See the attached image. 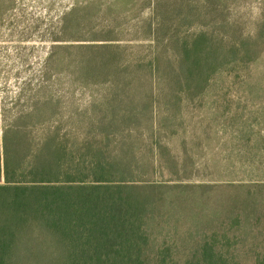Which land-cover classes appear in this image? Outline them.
I'll use <instances>...</instances> for the list:
<instances>
[{
    "label": "trees",
    "instance_id": "16d2710c",
    "mask_svg": "<svg viewBox=\"0 0 264 264\" xmlns=\"http://www.w3.org/2000/svg\"><path fill=\"white\" fill-rule=\"evenodd\" d=\"M229 1L154 0L148 17L135 26L140 39L131 40L149 43L144 63L121 59L122 50L117 44L121 40L101 38L57 45L63 54L82 56L77 66L78 82L88 76L103 75L107 84L113 83L115 92L96 128L107 134L77 141L61 137L56 134L57 129L51 131V127H46L45 133L35 136L32 133L37 128L29 127L23 114L3 129L0 135V264H240L234 261L229 249L240 236L246 235L242 217L245 206H251L255 213L260 208L257 198L264 197L261 130L251 131L240 125L239 142L244 150L238 158L230 159L231 164L239 166L217 165L200 170L186 150V140L181 143L170 177L175 184L190 183L186 187L189 208L194 203L192 199L201 198L207 190L228 189L237 193L219 230L205 235L183 263L172 261L168 248L157 250L152 263L145 262L152 251L148 215L161 185L135 179L130 163L135 162L136 154L129 151L131 141L114 139L113 133L131 123L133 114L140 117L135 118V123L139 126L143 123L145 106L135 102L129 88L140 83L133 77L134 69L144 67L149 86L156 83L167 87L185 86L193 102L203 97L221 70V76H225L229 68L250 65L251 45L264 41V9L256 28L250 30L251 35L242 39L249 40V45L227 47L224 39L227 32H221L228 30L227 24L243 36L224 9ZM104 30L100 31L104 35L113 32ZM230 54L240 57L228 64L226 58ZM68 66L69 63H63V68ZM251 82L248 66L240 84L251 85ZM119 86L127 89L124 103L119 100L122 93V90L117 92ZM48 104L47 101L45 107ZM121 106L127 115L120 126L114 116ZM197 125L202 123L193 122L188 130L194 139ZM145 127L150 131L156 129L155 123ZM228 127L229 124L213 118L212 124L200 129L209 142L210 133ZM153 142L155 148V139ZM139 156L145 157V154ZM146 156L157 162L155 153ZM159 173L154 171L155 175ZM176 187L173 184L168 189ZM229 233L233 234L232 239ZM253 256L250 264H264V253Z\"/></svg>",
    "mask_w": 264,
    "mask_h": 264
},
{
    "label": "rangeland",
    "instance_id": "374dc122",
    "mask_svg": "<svg viewBox=\"0 0 264 264\" xmlns=\"http://www.w3.org/2000/svg\"><path fill=\"white\" fill-rule=\"evenodd\" d=\"M153 1L0 0V135L22 114L29 127L37 128L32 133L35 136L45 133L46 127H51V131L57 129L56 134L61 137L77 141L107 134L96 128L115 92L113 83L107 84L103 75L88 76L78 82L80 70L77 66L82 56L63 54L57 45L116 39L121 40L117 43L122 50L121 59L143 62L148 58L146 46L149 43L131 40L140 39L135 26L148 17ZM224 9L230 22L235 23L243 35H237L230 23L227 24L228 30L221 31L227 32L224 36L227 47L249 45V40L242 39L249 37L250 30L256 28L263 13L264 0H230ZM103 28L113 32L104 35L100 32ZM250 48V65L229 68L225 76H221L222 70L217 72L203 97L193 102L188 96L191 92L185 86L167 87L157 83L149 86L144 67L134 69L133 77L140 83L129 88L135 102H142L145 106L143 123L140 126L135 123V118L140 117L133 114L131 123L121 126L120 121L127 115L121 106L114 116L121 128L113 133L114 139L131 141L129 151L139 158L136 160L134 156L135 162L130 163L135 179L156 181L161 185V195H156L158 198L153 201L148 215L147 230L152 251L148 260L145 259L147 263H152V256L164 248L170 250L172 261L183 263L205 235L219 230L221 221L227 218L229 205L237 196L228 189L207 190L205 195L199 196L201 198L192 199L194 203L189 208L186 187L190 183L175 184L170 177L172 162L177 159L184 140L186 150L195 160V167L200 170L217 165L239 166L231 164L230 159L243 153L239 132L240 125H244L251 131L261 130L259 137L264 161V41H255ZM239 57L230 54L226 63ZM64 62L69 66L63 68ZM255 62L258 63L254 66ZM248 66L253 84H240ZM124 89L119 86L117 90H122L119 97L122 103L127 90ZM47 101L49 106L45 107ZM213 118L229 124V127L220 128L215 132L217 134L210 133L207 142L200 127L212 124ZM193 122L202 123L196 126L195 139L188 131ZM154 123V131L145 127ZM115 149L118 151L119 147ZM152 152L156 154L155 163L151 161L152 157L146 156ZM142 153L145 157L139 156ZM154 171L160 173L155 175ZM173 184L177 187L169 190V185ZM256 204L260 208L255 213L251 206H245L242 217L247 227L246 235L240 236L229 249L234 261L240 264L253 263L254 253H264V197L257 198ZM232 235L229 233L231 239Z\"/></svg>",
    "mask_w": 264,
    "mask_h": 264
}]
</instances>
